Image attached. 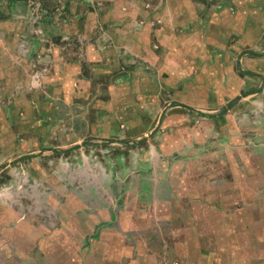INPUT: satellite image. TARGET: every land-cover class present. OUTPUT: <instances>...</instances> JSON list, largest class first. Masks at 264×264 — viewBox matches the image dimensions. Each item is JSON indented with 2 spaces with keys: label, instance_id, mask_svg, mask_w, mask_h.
I'll use <instances>...</instances> for the list:
<instances>
[{
  "label": "rangeland",
  "instance_id": "obj_1",
  "mask_svg": "<svg viewBox=\"0 0 264 264\" xmlns=\"http://www.w3.org/2000/svg\"><path fill=\"white\" fill-rule=\"evenodd\" d=\"M168 1L0 0V264H264V16L169 69Z\"/></svg>",
  "mask_w": 264,
  "mask_h": 264
},
{
  "label": "crops",
  "instance_id": "obj_2",
  "mask_svg": "<svg viewBox=\"0 0 264 264\" xmlns=\"http://www.w3.org/2000/svg\"><path fill=\"white\" fill-rule=\"evenodd\" d=\"M252 2L254 4L252 7H255L256 4L254 0H213V2L206 0H169L168 5L169 7L172 6L173 9L177 10L178 19L180 20L184 32L181 34L177 33L176 28L178 29V27L176 23H169L161 30H157L155 33H150L149 35H144V33H141L137 35L135 50L136 52H140L144 57L146 55V58H142L143 61L145 59L151 61L159 59L163 61L162 65H165L169 69H171L170 65L172 64V59L182 60L185 57L192 59V57L189 55H197L198 49H200L202 46L204 47L199 52L198 58L201 62L206 61L207 55L210 52L217 54H221L220 52L223 53V49L225 47L228 49V51L234 49L238 50L239 47L228 42V40L232 37V34L235 32L238 34L241 33L242 29L245 28L246 20L248 21L250 16L254 17L255 20L259 16H264V11L262 12L260 10L261 8H258L259 12L257 13L250 9V3ZM230 6H240L242 9V12L235 15L237 19L236 22L238 21L237 24H235V20L232 16L233 14L229 13ZM170 12L173 14V10L169 11V13ZM242 13L246 15H243ZM243 16H247V18H243ZM173 19H175V17H173ZM258 34H260V31ZM258 34H254L253 32L251 33L250 30H245V34L243 36L244 38L242 37L243 45L241 46L243 47L246 44L249 46L251 44L255 45V39L259 38ZM149 37L151 38L152 42L157 43L161 47V52L158 55L150 49L148 41ZM179 39H181V43L184 45L178 43ZM56 49L58 51L60 50L58 47ZM88 54L90 55L89 57L96 59L93 57L92 52L91 54ZM73 68H71L66 75H62L66 69H59L56 71L54 78L53 76H51L50 79L46 77V80L57 82V84L62 87V92L64 95L67 90L66 87H71L67 86L69 85L67 82L69 81L68 79H72L74 75V73L71 71ZM105 75H108V73ZM59 76L61 80L59 79ZM114 81L115 83L127 84L128 81H130V78H128L127 75H124L114 78ZM86 83L87 80L83 81V86ZM181 85L185 86L186 83ZM70 91L72 90H69V92ZM71 94L68 96H71ZM246 96H250V94H246L243 97L247 98ZM136 123H138V121H136ZM105 128L107 127L99 130V132L103 131ZM237 260L240 261V259ZM253 260L254 259H242L243 262H247L248 264H251Z\"/></svg>",
  "mask_w": 264,
  "mask_h": 264
}]
</instances>
